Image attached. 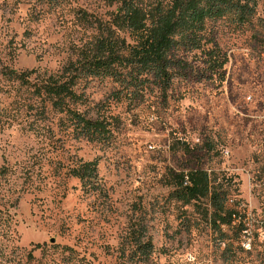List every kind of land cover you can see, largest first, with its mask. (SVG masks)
Wrapping results in <instances>:
<instances>
[{"label": "rangeland", "instance_id": "rangeland-1", "mask_svg": "<svg viewBox=\"0 0 264 264\" xmlns=\"http://www.w3.org/2000/svg\"><path fill=\"white\" fill-rule=\"evenodd\" d=\"M53 1L0 0V72L56 73L97 35L85 17L104 22L115 8L111 0ZM253 2L246 24L209 23V39L227 58L221 82H184L166 105L154 93L133 107L113 101L106 80L81 84L90 115L119 117L110 145L73 138L53 112L37 120L24 106L29 90L0 75L10 118L0 127V264H122L131 222L151 237L145 264H264V237L242 249L236 228L214 232L194 203L170 199L166 185L169 169L199 166L226 186L228 206L264 209V0ZM202 59L193 53L188 61ZM78 160H97L101 193H86L67 173Z\"/></svg>", "mask_w": 264, "mask_h": 264}, {"label": "trees", "instance_id": "trees-1", "mask_svg": "<svg viewBox=\"0 0 264 264\" xmlns=\"http://www.w3.org/2000/svg\"><path fill=\"white\" fill-rule=\"evenodd\" d=\"M42 1L57 5L53 0ZM110 5L115 8L107 21L85 17L96 23L97 35L56 73L8 67L0 72L4 80L29 90L24 106L35 111L37 120L44 122L47 113L53 112L62 116L59 125L62 122L73 138L103 145L115 138L119 117L100 110L90 115L81 84L106 80L112 100L125 101L130 107L146 102L154 93L157 104L166 105L181 83L224 80L227 58L209 39V23L226 18L243 25L255 12L253 0H161L153 5L143 0H111ZM193 53L203 57L196 65L188 61ZM1 105L0 127L10 119ZM181 150L189 155L194 151L187 144H181ZM67 173L86 193L102 192L97 160H78ZM166 185L170 199L194 203L214 232L222 234V226H231L234 208L227 205L228 190L203 168L169 169ZM203 201L205 209L200 208ZM152 252L145 224L131 222L120 244L122 264H145Z\"/></svg>", "mask_w": 264, "mask_h": 264}, {"label": "built area", "instance_id": "built-area-1", "mask_svg": "<svg viewBox=\"0 0 264 264\" xmlns=\"http://www.w3.org/2000/svg\"><path fill=\"white\" fill-rule=\"evenodd\" d=\"M232 203V200H228ZM231 218V227L239 230L240 246L244 250L251 249V242L255 235L264 237V209L255 210L251 206L236 203ZM226 227V226H222Z\"/></svg>", "mask_w": 264, "mask_h": 264}]
</instances>
